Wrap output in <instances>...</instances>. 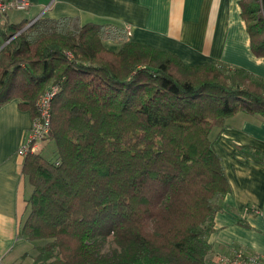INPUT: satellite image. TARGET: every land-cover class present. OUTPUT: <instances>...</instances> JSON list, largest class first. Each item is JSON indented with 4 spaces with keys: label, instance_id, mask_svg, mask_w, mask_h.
I'll return each mask as SVG.
<instances>
[{
    "label": "trees",
    "instance_id": "trees-1",
    "mask_svg": "<svg viewBox=\"0 0 264 264\" xmlns=\"http://www.w3.org/2000/svg\"><path fill=\"white\" fill-rule=\"evenodd\" d=\"M239 6L250 51L264 58L261 1ZM29 23L2 28L0 108L16 100L33 119L57 88L54 157L22 163L32 191L19 235L34 246L33 264H213L208 237L230 186L210 136L237 113L264 121V80L187 65L113 26ZM110 236L117 248L103 254Z\"/></svg>",
    "mask_w": 264,
    "mask_h": 264
},
{
    "label": "crops",
    "instance_id": "crops-1",
    "mask_svg": "<svg viewBox=\"0 0 264 264\" xmlns=\"http://www.w3.org/2000/svg\"><path fill=\"white\" fill-rule=\"evenodd\" d=\"M239 2L28 0L26 10H10L0 20V47L5 44L2 28L6 24L70 17L80 24L128 30L130 41L173 54L187 65L215 63L264 80V58L250 51ZM31 119L16 100L0 108V264H33L34 246L19 235L32 191L22 173L24 156L19 148ZM210 137L230 186L208 237L213 260L233 248L264 254V121L237 113ZM44 145L46 149L49 144Z\"/></svg>",
    "mask_w": 264,
    "mask_h": 264
},
{
    "label": "built area",
    "instance_id": "built-area-1",
    "mask_svg": "<svg viewBox=\"0 0 264 264\" xmlns=\"http://www.w3.org/2000/svg\"><path fill=\"white\" fill-rule=\"evenodd\" d=\"M261 1V0H260ZM28 0H0V20L10 10L24 11L28 8ZM36 19L32 20L31 25ZM130 35V31H126ZM44 92L37 101L36 117L32 119L25 140L19 148V154L25 156L28 151L36 152L38 142L46 139L50 132V107L51 101L57 91L56 86ZM213 264H264V254L246 253L240 249H231L229 253L216 257Z\"/></svg>",
    "mask_w": 264,
    "mask_h": 264
},
{
    "label": "rangeland",
    "instance_id": "rangeland-1",
    "mask_svg": "<svg viewBox=\"0 0 264 264\" xmlns=\"http://www.w3.org/2000/svg\"><path fill=\"white\" fill-rule=\"evenodd\" d=\"M92 23V22H91ZM106 42V41H105ZM105 44H107V46H108V48H110V49H112V50H114V51H118L119 50V48H120V45L119 44H117V43H114V42H112V41H110V42H107V43H105ZM2 50V49H1ZM0 50V51H1ZM36 105H37V102H36ZM36 117V115L34 116V118ZM28 131V130H27ZM26 135H27V132H26ZM26 135H25V138H26ZM49 135H50V132L48 133V135H46L47 137H46V139L45 140H43V141H40V142H38V144H39V146H38V149H37V151L36 152H32V151H28L26 154H25V156L26 155H28V154H43L44 155V158H46L47 160H51V159H53V157H54V148H55V145H54V143L51 141V140H49L50 138H49ZM25 138H24V140H25ZM44 144H49L47 147H46V149L44 150ZM43 151V152H42ZM23 240H25L24 238H22ZM26 241V240H25ZM37 244V243H36ZM102 247H101V252L104 254V253H107V252H110L111 250H114V248H117L116 247V245L114 244V242H113V239H112V237L110 236V238H108L104 243H102ZM33 258V257H32ZM214 257H212V259H213Z\"/></svg>",
    "mask_w": 264,
    "mask_h": 264
},
{
    "label": "water",
    "instance_id": "water-1",
    "mask_svg": "<svg viewBox=\"0 0 264 264\" xmlns=\"http://www.w3.org/2000/svg\"><path fill=\"white\" fill-rule=\"evenodd\" d=\"M261 7H262L263 15H264V0H261ZM28 26H29V24H28L27 26H25L24 29H26ZM21 31H23V29H22ZM21 31H20V32H21ZM20 32L16 33L13 37H15V36H16L17 34H19ZM9 41H10V40H7V41L5 42V44H3L2 47H0V50H1V49L4 47V45H6Z\"/></svg>",
    "mask_w": 264,
    "mask_h": 264
},
{
    "label": "bare ground",
    "instance_id": "bare-ground-1",
    "mask_svg": "<svg viewBox=\"0 0 264 264\" xmlns=\"http://www.w3.org/2000/svg\"><path fill=\"white\" fill-rule=\"evenodd\" d=\"M261 13V12H260Z\"/></svg>",
    "mask_w": 264,
    "mask_h": 264
}]
</instances>
